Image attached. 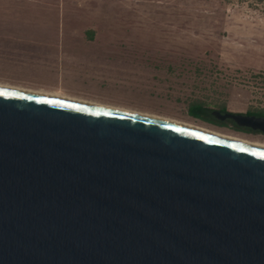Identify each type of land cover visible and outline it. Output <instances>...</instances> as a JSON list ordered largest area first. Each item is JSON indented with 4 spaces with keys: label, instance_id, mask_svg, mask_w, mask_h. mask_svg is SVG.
<instances>
[{
    "label": "water",
    "instance_id": "1",
    "mask_svg": "<svg viewBox=\"0 0 264 264\" xmlns=\"http://www.w3.org/2000/svg\"><path fill=\"white\" fill-rule=\"evenodd\" d=\"M0 264H264V146L0 87Z\"/></svg>",
    "mask_w": 264,
    "mask_h": 264
},
{
    "label": "rangeland",
    "instance_id": "2",
    "mask_svg": "<svg viewBox=\"0 0 264 264\" xmlns=\"http://www.w3.org/2000/svg\"><path fill=\"white\" fill-rule=\"evenodd\" d=\"M0 84L234 135L187 110L264 109V0H0Z\"/></svg>",
    "mask_w": 264,
    "mask_h": 264
},
{
    "label": "flooded vegetation",
    "instance_id": "3",
    "mask_svg": "<svg viewBox=\"0 0 264 264\" xmlns=\"http://www.w3.org/2000/svg\"><path fill=\"white\" fill-rule=\"evenodd\" d=\"M212 110H217L221 114H224L226 112L239 113V114L246 115V116H254L256 118H263L264 119V109L255 108V109L245 110V111L240 112V111L228 110L224 107H219L217 109H211L209 111L210 121H203L206 124L216 128V129L226 131L230 134H234L237 137L239 136V137L252 138V139L260 138V139L264 140V132L262 130L252 129V128L246 127V126H239L229 118H227L225 120H218L211 115Z\"/></svg>",
    "mask_w": 264,
    "mask_h": 264
},
{
    "label": "bare ground",
    "instance_id": "4",
    "mask_svg": "<svg viewBox=\"0 0 264 264\" xmlns=\"http://www.w3.org/2000/svg\"><path fill=\"white\" fill-rule=\"evenodd\" d=\"M0 87L10 88V89H14V90H19V91L34 93V94H38V95H43V96H48V97H53V98H58V99H63V100H68V101L83 103V104H89V105H94V106H99V107H104V108H110V109H115V110H120V111H125V112H131V113H136V114H141V115H146V116H152V117L162 118V119H166V120H169V121L181 123V124H184V125L192 126V127H195V128L207 130V131H210V132L218 133V134H221V135L233 137V138H236V139H240V140H244V141H247V142H251V143H255V144H259V145L264 146V142L243 139L241 137H237V136H234V135H229V134H226V133H221V132H218L216 130H213V129H209L207 127H204V126L197 125L196 123L193 124V123H188V122H181V121H177V120L170 119V118H166V117H162V116H156V115L147 114V113H140V112H136V111H133V110L119 108V107H115V106H111V105L100 104V103H96V102H92V101L77 100V99L69 98V97L67 98V96L64 97L65 95L63 96V95H60L59 93L49 92V91H45V90H41V89H30V88L13 86V85H6V84H0Z\"/></svg>",
    "mask_w": 264,
    "mask_h": 264
},
{
    "label": "trees",
    "instance_id": "5",
    "mask_svg": "<svg viewBox=\"0 0 264 264\" xmlns=\"http://www.w3.org/2000/svg\"><path fill=\"white\" fill-rule=\"evenodd\" d=\"M210 110V108L200 103H193L188 107L187 113L190 117L194 119H199L201 121H210Z\"/></svg>",
    "mask_w": 264,
    "mask_h": 264
}]
</instances>
